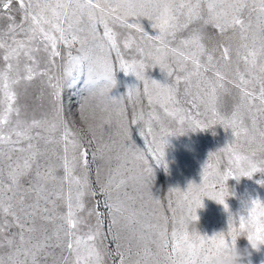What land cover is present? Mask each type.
<instances>
[{
  "label": "rangeland",
  "instance_id": "rangeland-1",
  "mask_svg": "<svg viewBox=\"0 0 264 264\" xmlns=\"http://www.w3.org/2000/svg\"><path fill=\"white\" fill-rule=\"evenodd\" d=\"M28 2L29 0H23L24 4ZM32 2L35 3V0ZM249 2L251 3V0ZM4 3H9L8 9L3 7ZM24 16L25 10L21 7V0H0V37L7 43L12 42L13 35L16 39L24 38L19 26L28 28L30 25V20L26 21ZM244 19L246 23L250 20L252 25L244 39L241 38L239 28L229 29L221 34L211 26L203 27L200 22H194L187 29L177 32L176 39L168 38L171 47H178L180 40L189 37L194 30H201L204 35L203 43L213 53V63L217 64V67L224 64L220 60L223 48L229 49L231 61L220 68L226 76L223 81L224 88L217 90L215 101V107L220 116L225 118V123H221L218 117L212 116L211 111L206 107L208 97L201 91L202 78L193 77L190 84L184 80L177 84L176 77L183 76L184 73L178 70V64L171 52H167L169 66L160 71L158 68L160 65L156 61L161 53H156L154 42L142 40L139 33L134 30L110 22V27L117 33V44L123 60L128 64L135 62L134 70L149 79L148 95H145L143 80H137L131 73L126 75L120 69L116 52L103 39L101 25L96 26L97 38L93 39L87 15L80 18L77 27L83 29L80 33L81 37L87 38L83 53L95 61L91 73L88 71V65L85 64L83 72L76 70L75 81H72L71 77H65L67 53L71 51L73 56L81 55L77 51L81 45L76 44L71 49L60 46L62 57L57 59L56 66L52 68V74L60 78L62 84L58 103L53 100L52 89L46 77L37 76L31 82H21L15 86L20 119L28 123L33 120L44 122L40 127L32 130L34 137L32 143L38 149L36 160L42 173L53 168L58 178L64 175L62 167L64 143L61 138L65 125L70 132L77 134L80 140V148L73 152L70 147L68 153L69 159L74 154L77 157L75 175L83 178L86 174L89 183V189L83 198L85 208L77 211V217L81 220L77 234L85 236L90 231H95L97 217L99 218L100 235L95 245L102 256L103 264H121V254L125 257L124 264H180L179 253L172 254V245L177 242L172 233L194 207L196 200L203 196L208 198L204 197L200 208L197 209V218L193 222L196 230L201 236L209 238L218 233L229 232L228 212L218 204V201L216 203L211 200L213 195L219 193L216 170L218 168H222L224 172L230 170L229 160L234 159L235 156L232 149L249 153L255 151L260 156V149L264 148L259 135L264 131V112L259 110L261 105L258 100L254 101V106L249 109L247 103L241 102L240 90L235 86L239 82L237 69L242 73L245 70V65L242 59L237 57V52L243 56L247 50L242 45L247 44L250 48L255 35L258 46L259 38L264 36V31L258 26L256 11L245 9ZM140 24L145 33L155 35L150 21L140 19ZM10 28H14L15 31L11 32ZM129 33L135 38V43L131 49H124L123 41ZM98 44L104 45L103 50L97 47ZM138 48L144 49L143 55L139 54ZM36 56L43 68L45 54L41 51L36 53ZM105 58L114 69L117 81V87L109 93L111 97L123 94L126 90L125 86L136 87L131 90V95L126 94L122 98L116 110L108 113L101 111L103 105L98 94L100 86H93L90 92L86 85L87 80L97 79L99 72L103 71ZM141 62L145 65L144 69L140 67ZM4 65L3 51L0 50V68ZM168 70L172 71V76H168ZM201 72L204 74L203 78L214 79L213 69L209 68L204 72L202 68ZM151 80L161 84L167 81L174 89V101L167 99V91L153 87ZM249 88L251 90V86ZM255 92L258 95L259 85H256ZM198 94L203 97V103L196 99ZM149 97L153 101L151 104ZM193 101L198 107H193ZM162 102L170 110L183 111L176 116H169L161 107ZM57 107L61 110L59 114ZM234 111L237 113V122L232 125L229 121ZM189 115L192 119H188ZM180 116L184 117L183 121L180 120ZM12 118L16 119L14 114ZM241 118L243 127L248 129V133L236 137L233 131L240 130ZM254 119L255 132H253ZM149 123L152 127L150 134L147 130ZM197 124L200 125L199 128L196 127ZM52 125H55V129ZM161 128L178 134L188 132L168 138L164 149L166 161L164 165H160L158 152L153 145V133L159 132ZM12 139L15 141L16 137L13 136ZM48 140H51V143L46 142ZM231 141L232 144L228 145ZM21 147H27V141L5 145L0 152V170L3 172L5 184L10 183L9 164L15 166L17 162L23 163L21 157L26 153L12 150ZM223 147L224 149H221ZM229 148L231 151L228 150ZM137 150L143 155V160L137 158ZM80 153H84L82 158ZM148 168L152 170L150 177L146 171ZM205 175L208 177L206 181L203 179ZM230 178L232 177L228 178L227 185L234 191L235 196L227 199L226 203L234 217L240 211L242 197L250 196L264 201V187L256 183L261 179L259 174H255L252 179L241 178L239 182ZM110 180L113 186L110 194L106 196L102 191V185H106ZM121 180L125 183L117 188L116 185ZM190 182L200 184L198 194L187 188ZM41 184L46 189L45 194L59 193V198L56 195L51 197L55 204L46 206L49 209L54 208L57 217L66 215L69 194L74 201L77 187L73 185L70 188L67 182L61 183L59 179L38 181L36 164H33L32 170L21 178L20 193L25 195L26 203H35L36 193L32 189ZM213 184L217 185L216 192H213ZM176 188L182 192L174 190ZM7 195L11 196L12 193L8 192ZM40 203L42 207L45 206L43 201ZM109 205L119 207L120 211H113ZM93 209L94 214L89 215ZM35 223L40 230L32 234L31 244L27 247L43 245L37 252L36 264H65L64 257L70 256L66 247L67 237L63 231L59 232L58 236L56 234L57 226L63 224V221L56 219L48 222L37 217ZM0 225L4 226V231L0 233V261H3V264H33L32 257H25L23 254L19 242L21 230L15 226L12 218L0 214ZM234 227L238 228V223H235ZM43 229H46V232ZM161 232L166 233L164 238H161ZM9 240L12 241L11 244ZM165 240L167 248L163 247ZM236 246L244 249L248 247V242L240 238ZM206 247L212 248L210 260L212 264L215 247L212 245ZM261 261H264V249L259 253H253L251 257V264H261ZM198 264H204L202 257L198 260Z\"/></svg>",
  "mask_w": 264,
  "mask_h": 264
},
{
  "label": "snow or ice",
  "instance_id": "snow-or-ice-1",
  "mask_svg": "<svg viewBox=\"0 0 264 264\" xmlns=\"http://www.w3.org/2000/svg\"><path fill=\"white\" fill-rule=\"evenodd\" d=\"M157 0H29L27 4L21 0V7L25 10L24 19L30 20L28 28H24L20 25V31L24 34L23 39H16L15 35L12 36V42L7 43L2 37H0V50L3 51V60L5 65L0 68V152L5 145L19 144L22 140L27 141V147L13 148L14 151L26 153L21 159L23 163L17 162L15 166L9 164L8 180L10 183L5 184L3 172L0 170V214L4 217H11L12 222L21 231L19 233V242L22 246V251L25 257L31 256L33 264H36L37 252L41 250L43 245L36 244L31 247L27 245L31 244L32 234L38 230L36 227V218L39 217L42 220L53 222L56 219L63 221V224L57 226V236L59 232L63 231L67 237L66 247L70 253V256L64 257L65 264H103V259L100 252L97 250L95 241L99 237L100 220L97 217V225L95 231H90L85 236L78 235V226L81 220L77 217V211H82L85 208L83 198L87 194L89 189V183L87 175L80 178L75 175V167L77 157L74 154L69 159V148L75 150L80 148V140L77 134L70 132L65 125V130L62 135V141L64 143V156H63V177L58 178L55 175V169L49 168L46 172L40 171V166L37 163L36 157L39 154L38 149L32 143L34 137L32 130L40 127L42 121L33 120L28 123L20 119V108L17 106V93L15 86L21 84V82H31L35 77H46L48 85L52 89L53 100L58 103L61 94L62 84L60 78L55 77L52 74V68L56 66L57 59L62 57L60 46L65 49H71L74 45L80 44L81 48L77 49L81 55L73 56L71 51L67 53V61L65 64L64 76L71 77L72 81L76 80V70L79 69L83 72L85 64L88 65V71L91 73L92 64L95 63L88 55L83 53L84 45L87 43V38L81 37L80 33L83 29L77 27L80 23V18L87 15L89 21V30L93 39L97 38L96 26L101 25L103 27V39H105L110 48L116 52L119 59L120 69L127 75L131 73L137 80H143L144 94L148 95L149 79L146 75H142L141 72H136L135 62L128 64L125 62L120 53V47L117 44V33L114 31L111 24L119 25L129 30H134L139 33L142 40L152 41L156 45V53L171 52L174 57H177L178 70L183 72L184 66L191 64L192 71L187 75L176 77V83L179 84L181 80L191 83L193 77L202 78L203 88L201 91L208 97V104L206 107L211 111L212 116L218 117L221 123H225V118L221 117L218 110L215 107L216 94L218 89H223V81L226 79L224 73L220 68L225 67L230 61V52L227 47L223 48L220 60L224 64H214V55L210 52L203 43L204 35L201 30H194L193 33L179 41L178 47H171L170 40L176 39V33L187 29L190 24L194 22H200L203 27L211 26L223 34L229 29L239 28L241 32V38L244 39L248 31L252 28L251 21L247 23L244 19L245 9H251L258 13V26L264 31V0H171L170 6L165 8L163 13L157 15L156 22L152 23V29L155 31V35H148L144 32L140 19L147 16L151 22L152 6ZM5 9L9 8V3H4ZM98 13V15H97ZM11 32H14V28H10ZM135 43V38L128 34L123 41L124 49H131ZM98 48L103 50L104 45L98 44ZM247 51L241 56L237 52V57L242 59L245 70L240 72L237 69L236 75L239 82L236 83V87L241 93V102L247 103L249 109L254 106V101H259L261 108L260 111L264 112V36L259 38L258 46L255 35L253 36L252 46L249 48L247 44L242 45ZM43 52L45 54L43 59V68H41V61L37 59L36 53ZM137 51L140 55L144 54L143 48H138ZM151 55V53H149ZM23 58V66L21 67V59ZM161 69H165V65L158 59L156 61ZM219 63V62H218ZM141 69L145 68L143 62L140 63ZM103 72L104 77H98L95 80H87L86 85L89 87V91H92L93 86H100L103 79L111 78L115 71L111 67L107 58L104 59ZM207 72L209 68L213 69L212 78H203L204 74L201 69ZM168 76H172V71L168 70ZM55 81V82H53ZM232 83V81H229ZM153 87L163 89L168 92V100L174 101V89L170 87H162L155 81L151 80ZM256 85H259L258 95L255 92ZM251 86V90L249 88ZM199 87V84H198ZM131 95V90L128 93ZM201 103L204 102L203 97L199 94L196 97ZM149 103H153L152 98L149 97ZM161 107L164 109L167 115L176 116L183 111L182 109L170 110L165 103H161ZM193 107H198L195 101H193ZM60 108L57 107V113H60ZM13 114L16 119L13 120ZM199 115V113H197ZM183 121L184 117H179ZM237 113H232V118L229 121L232 125L237 122ZM155 119V117H153ZM188 119H192L189 115ZM110 122V121H109ZM255 119L253 120V132H255ZM241 128L239 131H233V135L239 137L242 133L247 134L248 129L243 127V119H240ZM200 127L199 124L196 125ZM55 129V125H52ZM148 133L152 132L151 124L147 125ZM262 144H264V131L259 133ZM15 136L16 140L13 141L12 137ZM254 139V136H253ZM51 143V140L46 141ZM231 151V148L228 149ZM162 156V152L159 154ZM84 153H80L82 158ZM137 158L143 160L144 157L137 150ZM234 159L239 160L238 156H234ZM9 160L11 157L9 156ZM232 160H229L231 164ZM36 164V178L37 180H44L45 182L51 180H60L61 183L67 182L71 186L77 187L75 200L73 201L71 194H69L67 201L68 211L66 215L57 217L55 215V209H49L46 205L55 204V201L51 199L53 195L59 198V193L48 192L45 194L46 189L41 184L37 187H33V191L36 193L35 203H26L25 195L20 193L21 178L27 175ZM149 177L152 174L150 168L146 169ZM232 176L231 170L224 172L223 181H227ZM232 178H235L232 176ZM206 181L207 175L203 177ZM125 183L121 180L116 185L118 188L121 184ZM112 181L110 180L106 185H102V191L106 196L110 194L112 189ZM191 185H189V188ZM213 192H216L217 185H212ZM220 191V185H219ZM11 192L12 195L8 196L7 193ZM94 194V193H93ZM214 196V195H213ZM212 196V197H213ZM185 198H187L185 196ZM41 201L44 202V207L41 206ZM159 203V201H156ZM219 203L223 204V200L219 199ZM197 206L201 204L197 202ZM115 212H119L120 208L114 205H109ZM227 210V206L225 205ZM94 214V209L89 212V215ZM196 217L193 216V219ZM235 222L230 218L229 232L218 233L211 238L202 236L199 240V245L194 243H187L185 247H181L177 242L172 245V254L179 253L181 257L180 264H198V260L202 257L204 264H210L212 248L206 247V245H212L214 247L219 246H235L237 239L233 235L235 232ZM244 224V217L239 218V227L242 229ZM4 231V226L0 225V233ZM46 232V229H43ZM161 238L166 236L165 232L160 233ZM173 237L176 232L173 231ZM11 244L12 241L9 240ZM164 248H167V241H164ZM35 249V251H33ZM74 257V259H72ZM185 257H187L185 259ZM125 257L121 254V264H124ZM3 264V261H0Z\"/></svg>",
  "mask_w": 264,
  "mask_h": 264
},
{
  "label": "clouds",
  "instance_id": "clouds-1",
  "mask_svg": "<svg viewBox=\"0 0 264 264\" xmlns=\"http://www.w3.org/2000/svg\"><path fill=\"white\" fill-rule=\"evenodd\" d=\"M171 0H157L155 4L152 6V17L153 20L150 22L151 27L152 23L156 22L155 18L157 15L163 13L164 9L170 6ZM142 19L148 20L147 16H144ZM149 21V20H148ZM173 58L177 61V57ZM159 60L166 67L169 66V55L168 53H161ZM160 71H162L161 67H158ZM164 70V69H163ZM184 73L187 75L192 71L191 64H187L183 69ZM105 73L101 70L98 74V77H104ZM155 81V80H153ZM157 84L162 87H172L170 84L164 83L161 84L155 81ZM117 87V81L115 79V74L111 78H106L102 80L99 89V96L102 100L101 111L104 113L111 112L116 110L122 100V98L129 93L130 90L136 89V87H128L125 86V92L117 97H111L109 93ZM95 110V109H93ZM209 130V129H208ZM188 132L184 133L187 134ZM184 134H178L175 132H168L164 128H161L159 132L153 133V145L155 150L158 152V160L160 165H164L166 163L165 156V145L169 137L180 136ZM232 141L228 143L231 145ZM221 149H224L221 148ZM235 153V156L239 157V160L231 159L232 162L230 164V170L232 176L237 182L241 180V178L252 179L255 174H259L261 179L257 180L256 183L264 187V148L260 149L261 155L258 156L255 151L249 153L240 149H232ZM162 152V156L159 155ZM224 171L222 168H218L216 170V178L217 182L220 185V191L218 195H214L211 200H214L216 203L219 199L223 200V204L219 203L224 207V210L228 212L229 218H231L235 223L239 225V218L244 217L243 228L240 227L235 228V232L233 235L236 239L244 238L248 242V247L244 249L238 248L235 246H219L215 247L213 256H212V264H251V257L253 253H259L261 249H264V201H261L259 198L253 199L252 197H242L240 200V211L234 217L233 214L228 210V205L226 200L234 197L235 193L231 190L227 181H223ZM230 176V177H232ZM191 185L190 190L198 194L200 192V184L189 183ZM176 191H180L178 188L174 189ZM184 192V191H183ZM207 196L200 197L196 200V203L192 209L189 210L188 215L180 222L176 232L174 239L177 241L181 247H185L187 243H194L199 245L200 237H202L199 232L195 228V223L197 218V209L200 207L197 206V202L199 204L202 203V199ZM208 198V197H207ZM210 199V198H209ZM225 205L227 206V210L225 209ZM193 216L196 218L193 219ZM261 264H264V261H261Z\"/></svg>",
  "mask_w": 264,
  "mask_h": 264
}]
</instances>
